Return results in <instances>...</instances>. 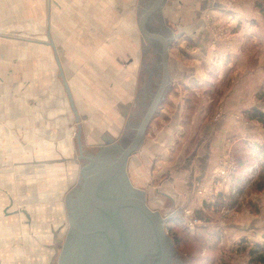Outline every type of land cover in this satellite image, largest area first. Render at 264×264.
Returning <instances> with one entry per match:
<instances>
[{"label":"crops","instance_id":"0c3cea01","mask_svg":"<svg viewBox=\"0 0 264 264\" xmlns=\"http://www.w3.org/2000/svg\"><path fill=\"white\" fill-rule=\"evenodd\" d=\"M38 1L43 9L37 20H23L22 29L14 28L13 34L0 32V264H50L60 241L56 237L62 226V211L68 210L69 195L80 175L75 127L79 130L77 146L83 150L88 149L84 148L88 144H97L98 149L106 147L118 155L135 138L165 70L167 85L138 150L129 155L125 167L131 183L145 191L152 209L163 211L168 204L177 206L192 198L196 183L208 172L212 145L219 136L217 130L199 121L204 127L199 128L201 132L185 158L177 157L164 166L159 179H155L151 169L181 132L187 108L184 91L205 87L210 79L223 77L224 67L248 65L237 47L229 52L221 45L215 52L210 48L211 34L202 19L208 11H216L220 19L231 21L238 46L252 29L250 18L236 15L232 21L230 15L235 11L219 0H163L143 22L146 35L140 28V17L157 0L93 3V11L101 10L97 15L104 19L102 25H97V16L92 17L81 8L91 0ZM155 15L156 26L152 24ZM34 20L38 22L37 29ZM157 36L172 38L165 66ZM181 40L191 46L184 50L185 60L174 52ZM144 53L152 54V66H143ZM96 55L100 56L96 63L101 66L78 65L80 57H86L88 63ZM127 56L130 58L125 61ZM169 99L173 110L167 121L157 123L155 118ZM257 105L264 111V102ZM201 110L194 108L190 114L192 132L197 129L192 124L194 116ZM205 113L203 110L201 115ZM182 159L186 174L174 175ZM15 194H22V198H15ZM156 195L162 198L161 202ZM36 197L44 211L38 216L30 208ZM48 213L54 218H47ZM14 218L18 219L19 229L6 224L12 219L15 222ZM259 218L253 217L245 225L233 223L240 232L260 236L264 234V224ZM36 222L41 228L38 226L40 229L35 231L32 224L35 226ZM23 227L29 228L28 233L33 236L39 233L35 235L41 238L31 244ZM16 235L28 258L17 251L12 240ZM34 251L49 254V260L33 258Z\"/></svg>","mask_w":264,"mask_h":264},{"label":"rangeland","instance_id":"374dc122","mask_svg":"<svg viewBox=\"0 0 264 264\" xmlns=\"http://www.w3.org/2000/svg\"><path fill=\"white\" fill-rule=\"evenodd\" d=\"M99 1L91 0L81 8H84L88 15L97 16V18L95 17L97 25H102L104 19L102 20L100 14L97 15L101 13V10L95 8L97 10L93 11L91 6ZM219 1L228 4V7L235 11L230 15L232 21L235 20L236 15L250 18L252 29L247 34L245 41L238 46L234 37L237 31L231 27V21L226 22L224 19H220L216 11H208L202 19L211 34L210 48L215 52L221 45L224 50L229 52L233 47H237L242 61L247 62L248 65L241 66L237 63L231 68L228 66L229 71L227 67H224L223 77L210 79L211 83L205 87L184 91L187 108L183 114L181 132L175 135L163 156L157 157L151 169L155 179L163 177L164 166L170 164L177 157L185 158L192 150L195 140L201 132L199 128L207 126L219 132V136L216 137L212 145V158L208 172L199 183H196L194 196L187 198L185 202L183 201L177 206L168 204L161 211L162 214L172 216L165 221L164 231L173 242L178 264H255L250 262V249L255 244L264 243V230L262 231L263 235L254 236L247 232H240L241 230L239 231L233 223L238 222L245 225L251 218L259 216L260 222L264 224V124L245 114V111L253 107L262 111L261 106L257 104L264 102V0ZM42 9L43 6L39 5L38 0H30V4L27 0H0V17L5 16L4 19L0 18V32L4 30L13 34L16 32L14 28L22 29L23 20L29 17L37 20ZM156 17L157 15L152 18V24L155 26ZM36 20L33 23L35 29L38 27ZM127 46H129L128 43ZM190 47L189 42L181 40L174 48V52L185 60L187 56L184 50L190 49ZM80 58L79 66H101L96 63L100 56L96 55L94 59H88V63L86 57ZM129 58L130 56H127L125 61ZM143 59V66H152V54L144 53ZM143 103H146L144 99ZM194 108L202 110L197 114L198 116H194L192 124L197 129L192 132L189 124H191L190 114ZM172 110L173 101H167L162 113L157 114L156 122L167 121L168 114ZM203 110L206 113L201 115ZM199 121L204 122L203 127ZM88 145L84 148L93 150L98 149L99 146L97 144ZM183 161L184 159L175 168L174 175L183 176L186 174L187 167H183L185 164ZM172 171L170 172L172 173ZM38 183L39 181H36L37 185ZM14 197L21 199L22 194H15ZM154 197L161 198L157 195ZM36 199L35 203L30 204V208L32 213L38 216V213L44 211L40 209L37 197ZM159 201L161 202L162 198ZM49 216L52 218L53 214L48 213L47 218ZM61 217L62 226L58 229L59 233L56 237L60 241L55 249V257L50 264H57L66 239L65 228H70L68 210L64 208ZM12 220L6 224L15 225L19 229L18 219L14 218L15 222ZM36 223L35 226L32 224L35 231L41 228L40 223ZM21 230L31 237V244L41 238L40 236L36 237L35 234H39L37 232L34 236L28 233L29 228L23 227ZM16 236L12 240L17 251L24 253V257L28 258L24 246L18 242L19 238ZM52 238L54 240L53 235ZM49 241L50 239H48ZM31 244L29 247L33 249L34 246ZM34 252L33 258L44 257L42 261L46 262L49 254L46 256V254Z\"/></svg>","mask_w":264,"mask_h":264},{"label":"water","instance_id":"95a60500","mask_svg":"<svg viewBox=\"0 0 264 264\" xmlns=\"http://www.w3.org/2000/svg\"><path fill=\"white\" fill-rule=\"evenodd\" d=\"M140 17V28L150 12ZM162 45L165 66L166 50L172 38L157 36ZM168 81L162 82L140 122L135 138L118 155L108 148L83 150L78 145L79 130L75 127L74 145L80 158V175L69 195L66 239L57 264H178L176 250L164 231L165 221L172 216L152 209L143 189L135 187L128 176L129 155L138 150L145 128Z\"/></svg>","mask_w":264,"mask_h":264},{"label":"trees","instance_id":"16d2710c","mask_svg":"<svg viewBox=\"0 0 264 264\" xmlns=\"http://www.w3.org/2000/svg\"><path fill=\"white\" fill-rule=\"evenodd\" d=\"M245 114H247V116L249 118L256 119L259 122L264 124V111H261L256 107H253L250 110L245 111ZM249 255H250V262L251 263L264 264V243L253 245L250 249Z\"/></svg>","mask_w":264,"mask_h":264},{"label":"flooded vegetation","instance_id":"af4514ba","mask_svg":"<svg viewBox=\"0 0 264 264\" xmlns=\"http://www.w3.org/2000/svg\"><path fill=\"white\" fill-rule=\"evenodd\" d=\"M151 43V42H150Z\"/></svg>","mask_w":264,"mask_h":264}]
</instances>
